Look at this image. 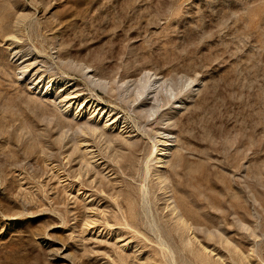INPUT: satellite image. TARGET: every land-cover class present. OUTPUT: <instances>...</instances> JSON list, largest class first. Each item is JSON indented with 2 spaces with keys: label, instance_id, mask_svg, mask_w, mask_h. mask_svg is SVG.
<instances>
[{
  "label": "rangeland",
  "instance_id": "rangeland-1",
  "mask_svg": "<svg viewBox=\"0 0 264 264\" xmlns=\"http://www.w3.org/2000/svg\"><path fill=\"white\" fill-rule=\"evenodd\" d=\"M0 264H264V0H0Z\"/></svg>",
  "mask_w": 264,
  "mask_h": 264
},
{
  "label": "bare ground",
  "instance_id": "bare-ground-1",
  "mask_svg": "<svg viewBox=\"0 0 264 264\" xmlns=\"http://www.w3.org/2000/svg\"><path fill=\"white\" fill-rule=\"evenodd\" d=\"M153 84H158L159 86L161 85V81L160 80H154L153 81ZM152 83L150 84V85H153ZM147 85L148 84H145V85H143L142 87H141V92L144 94L146 91H147ZM154 86V85H153ZM153 88V87H152ZM151 93V92H150ZM149 93V94H150ZM66 94H68L69 95V93L67 92ZM73 94H74V92H73ZM147 94V93H146ZM68 95H67V97H68ZM75 95V94H74ZM70 96V95H69ZM72 96V95H71ZM144 96V95H143ZM74 97H72V99H73ZM88 104V103H87ZM84 107L86 106V104L85 105H83ZM108 108V107H107ZM107 108H104V107H102V108H100L99 109V111H101V113H108V115H110L111 113H110V111H108L107 110ZM109 109V108H108ZM110 113V114H109ZM116 118V117H115ZM115 118H113L112 120H111V124H114L116 121H115ZM105 126V125H104ZM161 136V135H160ZM159 136V137H160ZM167 136V135H166ZM165 135H162L160 138H161V140H159L160 142H161V144L165 147L164 149H162L161 151H160V155H159V157H157L158 158V160H157V162L158 163H161V164H164L165 163V159L170 155V145L168 144V142H169V139L166 137ZM158 141V142H159ZM159 144V143H158ZM158 153V152H157ZM160 164V165H161Z\"/></svg>",
  "mask_w": 264,
  "mask_h": 264
}]
</instances>
